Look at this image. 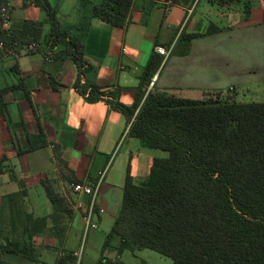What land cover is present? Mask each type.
Wrapping results in <instances>:
<instances>
[{"label": "crops", "instance_id": "1", "mask_svg": "<svg viewBox=\"0 0 264 264\" xmlns=\"http://www.w3.org/2000/svg\"><path fill=\"white\" fill-rule=\"evenodd\" d=\"M99 1L58 0L59 27H73ZM211 1L220 2L133 0L131 22L125 28L93 19L81 70L72 56L61 57L59 48L42 44L20 54L9 51L0 59V89L23 85L5 95L6 115H0V245L22 246L27 241L37 259L4 252L2 262L59 264L66 254L76 260L84 224L81 214L72 209L75 196L66 177L99 184L96 207L103 213L97 212L98 229L86 235L88 249L80 263L97 264L118 214L127 175L138 183L149 176L155 158L167 157L127 135L129 123L112 107L111 97L87 101L89 92L84 96L75 88L78 78L107 95L115 93L118 102L129 107L151 54L162 46L171 48V53L153 78L155 90L197 100L232 87L242 102H264V0H227L219 10ZM9 7L12 26L45 20L39 8L24 7L23 0H9ZM210 27L218 31L206 34ZM49 31L45 22L43 37ZM183 35L196 37L186 41L181 40ZM20 123L29 136H42L47 146L18 156L17 144H25ZM54 145L61 149L64 165L55 158ZM43 181L52 183L65 199L68 215L55 213ZM22 190L25 194L20 195ZM3 215L19 220L11 217L10 228L4 227ZM117 245L113 241L102 256L115 261ZM97 250L100 257L94 262Z\"/></svg>", "mask_w": 264, "mask_h": 264}, {"label": "trees", "instance_id": "2", "mask_svg": "<svg viewBox=\"0 0 264 264\" xmlns=\"http://www.w3.org/2000/svg\"><path fill=\"white\" fill-rule=\"evenodd\" d=\"M56 2L23 0L24 7L33 4L45 14L44 22L22 21L5 30L0 20V59L9 51L20 54L29 45L38 50L42 44L52 50L59 48L61 57L72 56L81 70L93 19L118 28L131 22L133 0H100L73 27L61 29ZM8 5L9 0H0V10ZM45 22L50 31L43 37ZM217 31L210 27L206 34ZM194 37L183 35L181 40ZM163 64V57L153 52L129 107L118 102L115 93L107 95L98 87L81 84L79 78L74 84L82 95L89 92V102L111 97L112 107L129 123L127 135L145 149L167 153L166 158L153 160L146 179L134 183L127 175L102 252L116 240L117 253L146 248L170 258L173 264H264V102H228L218 93L194 100L147 91ZM15 89H23V85L0 89V115H6L5 95ZM18 127L24 130L23 124ZM44 146L42 136H29L25 131V144H17V155ZM53 150L64 165L61 149L54 145ZM64 179L68 184L78 182ZM41 185L55 213L68 215L66 201L52 183L43 181ZM24 234L30 240L27 228ZM26 242L0 245V255L9 252L37 262L35 249ZM73 262L71 254H66L59 264ZM0 264L6 263L0 260ZM97 264L125 263L102 258Z\"/></svg>", "mask_w": 264, "mask_h": 264}, {"label": "built area", "instance_id": "3", "mask_svg": "<svg viewBox=\"0 0 264 264\" xmlns=\"http://www.w3.org/2000/svg\"><path fill=\"white\" fill-rule=\"evenodd\" d=\"M164 2L165 0H160ZM0 20L2 23V27L5 30H8L11 26V15H10V7H4L0 10ZM53 49H57L54 47ZM26 51H33L34 46L29 45ZM154 52L159 56L163 57L165 61L171 53V48H164L162 46L155 47ZM154 79L152 80L153 85ZM230 92L233 91V88L230 87L228 89ZM226 92L222 94L225 96ZM69 189L71 190L72 194L75 196V202L73 203L72 209L74 212L81 214L84 224V236L89 233V231H95L98 229L97 225V212L98 214H102L103 210H97L96 207V199L99 190V184L97 185H90L88 182L78 181V182H71L68 184ZM78 257V255H76ZM80 258V257H79ZM79 263V261H78ZM77 263V264H78Z\"/></svg>", "mask_w": 264, "mask_h": 264}, {"label": "rangeland", "instance_id": "4", "mask_svg": "<svg viewBox=\"0 0 264 264\" xmlns=\"http://www.w3.org/2000/svg\"><path fill=\"white\" fill-rule=\"evenodd\" d=\"M211 3H212L211 6H214L215 8H217L219 10V7L222 8L221 6H224L227 3V0L226 1L221 0L220 2L211 1ZM55 4H57L56 1H54V3H52V5H55ZM210 14H208L209 17L211 16ZM18 23H20V22H18ZM151 84L147 87V91L148 90L155 91L154 85H151ZM225 92H226L225 96H222V94L224 92L223 93H218L220 95V97L222 98V100H225V101H228V102H236V103H245V102L254 103V102H249V101H246V100H244L245 102H242L241 100L236 99L235 98V94H233L234 91L230 92L229 90H226ZM212 94L215 97L216 93H212ZM163 155H165V154H163ZM3 216L4 217L2 219L4 221V227L8 226L10 228L11 224L8 223L7 221L8 220H12L11 219L12 216L11 217H7L6 215H3ZM12 218L15 220L18 217H12ZM57 218L59 219L60 217L57 216ZM18 220H19V218H18ZM95 231L91 230V231H89V233H92V232H95ZM98 234L100 236L101 235L103 236V233L101 231ZM86 235L84 237H82L81 240H80V245H79V248H78V252L76 254V255H78V257L75 255L76 256V260H74L73 264H77L78 261H79L78 264H80L83 261V259H84V255H85V253H86V251L88 249V243H89L88 240H87ZM36 253H37V251H36ZM102 253L103 252H101V258L100 259H102V258L108 259L107 257H103ZM92 256H93V254H92ZM99 257H100V254L98 255V250H97L96 254L94 252V262H97V259ZM114 259L116 261L122 260L120 262L126 263V264H173V261L170 258H168L166 256H163L161 254H158L157 252H154V251H152L150 249H146V248H135L133 250H126L125 256L123 255V252L117 253L114 256ZM88 264H93V263H88Z\"/></svg>", "mask_w": 264, "mask_h": 264}]
</instances>
